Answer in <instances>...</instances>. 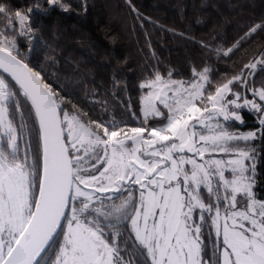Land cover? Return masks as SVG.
Masks as SVG:
<instances>
[{
	"label": "snow or ice",
	"instance_id": "6c2138e0",
	"mask_svg": "<svg viewBox=\"0 0 264 264\" xmlns=\"http://www.w3.org/2000/svg\"><path fill=\"white\" fill-rule=\"evenodd\" d=\"M125 3L148 51L101 96L33 63L32 8L0 0V264H264V15L224 44ZM146 24L208 58L178 70ZM252 43L231 71L210 62Z\"/></svg>",
	"mask_w": 264,
	"mask_h": 264
},
{
	"label": "trees",
	"instance_id": "16d2710c",
	"mask_svg": "<svg viewBox=\"0 0 264 264\" xmlns=\"http://www.w3.org/2000/svg\"><path fill=\"white\" fill-rule=\"evenodd\" d=\"M15 7L32 8L31 24L38 29L29 43L20 38L22 51L29 59L55 71L80 95L97 91L107 95L113 77L126 80L131 88L140 74V66L148 49L144 30L135 21L125 0H68L72 8L51 7L44 0H3ZM141 12L160 21V25L194 32L198 39L230 43L249 21L264 15V0H134ZM39 3L42 7L37 8ZM86 5V11L82 7ZM200 18L202 23L197 24ZM158 57L184 71L189 59H207V53L191 40L174 36L162 27L146 24ZM264 40V36H261ZM256 43H259L257 41ZM256 43L234 52L231 60L210 62L221 71H231L233 61L245 57ZM48 57L56 63L49 65ZM118 104L117 100H112ZM246 125L254 120L245 112ZM258 151L264 150V144ZM264 179V161L258 166Z\"/></svg>",
	"mask_w": 264,
	"mask_h": 264
}]
</instances>
